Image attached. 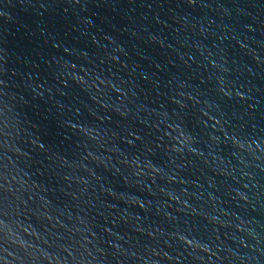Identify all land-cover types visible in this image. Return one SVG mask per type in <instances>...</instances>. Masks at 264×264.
Instances as JSON below:
<instances>
[{
  "label": "water",
  "instance_id": "water-1",
  "mask_svg": "<svg viewBox=\"0 0 264 264\" xmlns=\"http://www.w3.org/2000/svg\"><path fill=\"white\" fill-rule=\"evenodd\" d=\"M0 264H264V0H0Z\"/></svg>",
  "mask_w": 264,
  "mask_h": 264
}]
</instances>
